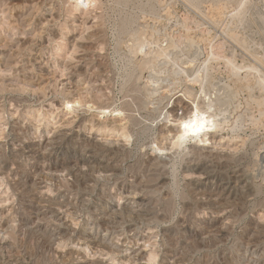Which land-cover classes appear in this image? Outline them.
<instances>
[{"label":"rangeland","instance_id":"obj_1","mask_svg":"<svg viewBox=\"0 0 264 264\" xmlns=\"http://www.w3.org/2000/svg\"><path fill=\"white\" fill-rule=\"evenodd\" d=\"M0 11L2 12H0V51L5 50L3 53L6 57L12 55L9 56L6 66L3 65L4 58L0 56V129H3L0 130V136L2 135L0 143L3 145L0 148V156L10 161L9 145L6 142L11 136L8 123L12 120L19 121L23 132L39 133L41 129L46 128V131H51L62 121L73 118L75 112L73 110L70 112L69 106L67 107L65 92L61 91L59 84L67 76L69 80L67 87L74 89L75 92V97H69L72 105L82 107L85 101L98 105L108 103L115 107L126 108L125 113L130 112L128 117L122 119L123 122L120 121V124L126 123L122 124V128L104 134L107 138L119 139L124 146L118 153L119 180H129L132 176L143 175L142 171L147 175L150 170L158 171L156 169L159 167L161 169V166L162 169H166L167 182L159 187L151 186L147 196L150 195L149 198H152H150L151 203L154 201L152 203L154 209L164 214L163 224L170 227L172 232L175 231L176 237L164 238L167 235L161 234L163 233L161 225H149L151 227L147 232H151L149 239L151 242L147 241L146 244L151 243L147 246L148 249L154 251L156 248L154 252L157 257L155 261L146 260V263L161 264L163 252L167 250L165 247L174 243L176 247L186 245L184 248L191 250L193 257L191 256L188 263L185 261L183 264H203V260L210 257L215 264H226L228 261L224 255L234 254L238 248L237 244L247 240L246 230L250 225V218L262 217L261 220L264 222V183H260V180L264 179V170L259 169L264 168L262 167L264 166V0H93L91 5L84 8L76 5L75 0H0ZM168 38L175 46L174 52H169V57L166 54V58L162 55L154 60L155 64L152 65L158 69L140 68L138 66L140 56L134 50L137 39L138 42L143 41L147 44L144 47L145 43H143L139 52L149 56L161 47L168 46L170 44ZM189 43L190 45L194 43L200 48L197 46L198 49L194 51V47L192 49ZM203 54L208 56L206 64L202 63ZM32 59H36L37 63L41 61L44 66L40 65L41 68L37 63L33 65ZM187 61L192 64V71L183 72L182 69L186 68L184 64ZM145 70L147 71L145 74L152 71L157 84L155 88L159 89L160 94L177 90L180 85L189 83L191 87L193 86L195 98L198 97L196 100L203 103L218 100L217 106L220 112L217 113V117H220L221 124L216 130L218 141L215 139L216 142L211 144L206 141L205 146L210 145L224 150L231 158L225 165L229 167L216 166L215 169L223 175L225 172L226 175H230L231 169L246 168L245 171L252 177L258 178L256 180L254 177V183L257 184L252 185L248 193L250 196L244 193L234 199L233 208L231 207L232 217L230 216L228 221L230 222L227 232L230 236L229 241H220L216 248H209L206 253H201L200 250L204 246L207 248L214 238H209V243L206 239L204 241L206 245L195 237L187 238V244L177 242L180 237L187 234L188 218L194 216L191 219L194 221L196 215L198 217L205 215L203 212H197L200 210L196 208V201L202 196V192L194 188L192 180L183 176L186 156L190 154L184 146L172 150L169 159L164 161L152 159L158 151L156 146L159 143L168 144L169 140L159 137L163 127L162 114L150 107L138 105L136 96L139 94L136 93L140 91H136L135 88L143 85L140 75ZM194 77L196 81H193ZM245 79L249 82H245ZM172 87L176 88L172 89ZM23 99H31V102L28 103ZM77 114L82 116L85 113L79 110ZM99 120L104 121L105 118L100 117ZM91 127L90 124H84L81 129L75 131V135L78 132L79 136H85L90 133ZM211 132L209 131V135ZM195 142L197 143V141L191 142L194 147L197 145ZM67 150L68 147H62L58 158L65 156ZM11 162H9L10 167H12ZM253 170H256V173ZM73 173L65 175L57 182L58 184L55 182L56 184L49 186L47 193L60 189L64 191L63 193L73 195L80 190L89 176L84 173ZM19 180V174L13 173L0 181L2 191L0 193H3L0 194V200L3 199V202L0 201V219L5 220L3 230H6L4 234L2 231L0 233V264H59L58 257H54L55 253L48 248L44 238L22 228L15 230L11 226L8 227L14 224V216L25 208V204L31 198L29 191L25 193L27 192L25 189H19ZM113 182L114 179L102 178L99 185L106 192L108 191V195H113L115 200H119ZM95 196L97 194L93 192L92 196L91 194L88 196L91 200L85 208L88 213ZM10 231L14 234H11V237L6 236L7 233H11ZM152 240L155 242L153 243ZM73 243L74 237H71L66 242L65 248L74 246ZM132 243L133 240H130L129 244ZM262 245L264 246V243ZM63 257L66 258V255ZM108 261L115 262L114 264H126L115 259Z\"/></svg>","mask_w":264,"mask_h":264},{"label":"bare ground","instance_id":"obj_2","mask_svg":"<svg viewBox=\"0 0 264 264\" xmlns=\"http://www.w3.org/2000/svg\"><path fill=\"white\" fill-rule=\"evenodd\" d=\"M92 1L93 0H75V4L81 5L84 8V6L88 7L89 5H91ZM166 36L167 35H165V37ZM169 40H170V44L167 43L168 46L164 45L165 48L161 47V49L159 48L160 50L158 51L156 50L157 52H154L152 54L150 53L151 55L149 56L148 55L144 56V53H141V51L139 52V50L141 49L140 46H142V44L145 42L143 41L138 42L137 39V42L134 45V50L140 56L138 66L140 68L150 67L151 69V67H155L153 65L155 64L154 60L156 58L162 55L165 57V55L168 54L169 52L173 53L175 50L174 49L175 46L171 42V39ZM190 43L192 44V42ZM145 45L147 44L145 43L143 46L145 47ZM191 46L192 49L194 47V51L200 48L198 45L194 43L193 45H190V47ZM147 51L149 52V50ZM3 52L0 51V56L4 58L5 61L3 65L6 66L8 65L9 56L12 57V55H8L6 57L4 54L5 52L4 53ZM167 56L169 57V54ZM202 56H203L202 63L206 64V61H208V56L206 54H203ZM13 61H15V59ZM35 61L36 59L33 60L32 63L33 65L37 63V61L36 62ZM175 61L176 60H174V62ZM40 62L38 61L37 63L39 67L44 66ZM185 63L186 64H184V67L186 68L182 69L183 72L188 70L192 71V66H191L192 64H190L188 61ZM155 68L158 69V67ZM145 72L147 71L146 70L143 71L142 74L140 75L141 83H143V85L141 87L135 88L136 91L138 90L140 91L139 93H136L139 94L138 96H136L137 101L139 103L138 105L150 107L153 110H157L162 114L163 118L161 121V125L163 127H161V132H160L161 136L159 137L160 139L162 137V139L169 140L168 144L159 143V145L156 146V149L158 151L155 153V157H153L152 159L156 161L157 160L164 161L166 159H169V156L172 155L171 153L172 150H177L178 148L184 146L185 148L188 149V153L190 154L186 156L187 160H186L183 176L189 178V180H192L194 188L202 192V196L198 197L196 201L197 204L196 208L200 210L197 212H203L205 215L203 217H198L196 215L194 221L191 220L194 216L192 218H188L187 219L188 221L186 219H183L187 221L186 222L187 234L184 236L182 235L183 237H180L177 240V242L186 243L187 242L186 240L189 237H195L197 238V240L200 239L202 242H204L206 239H207L206 242H208L209 238H214L212 239L213 242L210 245L207 244L208 245L207 248H204L206 246L204 247L202 246L203 248L200 250L201 253H206L209 251V248L211 249L216 248L220 241H226V242L229 241L230 236H228L227 232L230 227L229 226L230 222L228 221L231 216V212H232L231 207L234 204V199L239 194H244V193L248 194L251 191L252 185L255 184L254 181L256 177L255 176H254L255 178L252 177L249 172L245 171L246 168L231 169L232 171L230 172V175H226L225 174L226 172L223 175L219 170L217 171V169H215L216 166L217 167L224 166L223 168L229 167V166L225 167V165L231 158V157L229 158L230 154H228L224 150H219L210 145L205 146L207 145L206 141H208L210 144L214 143L216 137H218L216 130L219 127H221L219 121L220 117H217V113L220 112L219 107L217 106V104L219 103L218 100H215L214 102L210 100L209 103H203L200 102V100H196L198 97L195 98L192 90L193 86L191 87L189 83H184V85H180V87L177 90L175 89L170 91L166 90L167 91L166 93L163 92V94H160L161 92L159 91V89L157 90V87L155 88V85L157 84H155V80H154L155 77L153 78V74L151 73L152 71L146 74ZM231 74H233V72H231ZM203 78H205V76H203ZM192 79L193 81H196L195 77ZM192 79L189 80L192 81ZM244 81L249 82V80L246 81V79ZM68 83L69 80L67 76L64 80L59 82V84L61 85V91L65 92L64 98L67 107L69 106L68 108L70 109V112L71 110L75 112L72 119L62 121L61 123L58 124L57 127H54L51 131H46L47 128L41 129L39 133H28L29 131L23 132L18 120H12L11 123H8L10 125L9 130L11 136L9 139L7 138L8 140L6 143H8L9 145L8 154L10 157V161H12L11 162L12 167H10L9 164L10 161L5 160L0 156V179L1 180L6 179L8 178L9 175L13 173H18L20 176L19 189L20 188L25 189L27 191V192L24 191L25 193H28L29 191V194L31 195L29 202L25 204L26 205L25 208L21 207L23 210L19 212L16 216H14L15 217V219H13L14 224L8 225V227L11 226V228L15 230L16 228L17 230L19 228H22L29 232L31 231L37 236H41L42 238H44L48 244V248L53 250V252L55 253L54 257L55 258L58 257L57 260L59 264H114L115 263V262H109L108 259H112V260L115 259L118 260V262L121 261V262H125L126 264H147L146 260L148 259H154L155 261V257H157V255H155L156 248L154 252L153 249L151 248L148 249L149 247L147 248V246L151 245V243L146 244L147 241L151 242V240L149 241V239L151 238L150 237L151 232L150 233L147 232L151 227L149 225L151 224L161 225L163 231V233L161 234L167 235L164 236V238L169 237V239H173L174 237H176L174 235L175 231L172 232V229L170 227L163 224V222L165 221L164 214L162 212L156 211L155 210L156 208L154 209L153 206L154 204H152L154 203V201H152L151 203L152 198L151 197H150L151 199L149 198L150 195L147 196L149 194V192L147 191L150 190L151 186L159 187L164 185L165 182H167L166 180L168 178V175L165 171L166 169L165 170L162 169L163 168V166H161L162 164L157 163L158 165L161 166V169L160 167L159 169H156L158 171L151 172L150 170V172H148L147 175H145L146 173L145 174L142 173L143 172L142 171L141 174L143 175H135L134 177L132 176V178L129 180H119L118 171L120 167V158L118 153L124 146L119 139L107 138L105 137L106 135L104 134L108 131L114 132L118 128H122V124L124 125L126 124V123H122L123 122L122 119H125V117L128 114H130V112L127 113L126 111L125 113V110L127 109L126 108L124 109L121 105H120L121 107H115V105L112 106L111 104L108 103H103L98 105V104H94V102L88 103L87 101H85L82 107H77V105L76 106L72 105L71 104L72 100H70L69 97H73L75 95V92L73 91L74 89L67 87ZM136 86H138L137 83ZM173 88L176 87H172V89ZM24 100L25 99H23V101ZM25 101L30 103L31 99ZM79 110L80 112L82 110V112L85 113L86 115L84 114L80 116L79 114H77ZM107 116H113L114 118L113 117L107 118ZM100 117L105 118V120L100 121L99 120ZM222 119L223 117L221 118V120ZM120 121H122L121 122L122 124H120ZM84 124L92 125L90 133L85 136L84 135L79 136L77 132V135H75V131L81 129ZM185 125H189V127L186 128ZM75 127H77V130H75ZM31 131L33 130L31 129ZM209 131H212L210 135H209ZM110 134H112V132ZM0 138H2V135L0 136ZM192 141H197V143L195 142L197 144L195 145V147L191 144ZM216 141L218 140L216 139ZM188 145H191L190 146L191 148ZM2 146L3 145L0 143V148ZM65 146L68 147L66 155L62 156V158H58L59 152L61 151L62 147ZM1 155H3V153ZM148 163H150V160ZM259 164L261 165L262 163ZM260 165H258V167ZM259 169L264 170V168L263 169L259 168ZM73 172L80 174L84 173L85 175L87 174L89 176V179H87L88 177L86 178L87 181L85 182L84 186L83 185H82L83 187L80 186L82 188L78 190L79 192L77 191L76 193H73V195H70V194H66V192L63 193L64 191L62 192L60 189H55L53 193L51 192L47 193V189L49 186H53L52 184L61 181V179L65 175H71ZM102 178L114 179L113 182L115 187L114 189L117 190V194L119 195V200H115L116 198L114 199L113 195H108L107 194L108 191L106 192L105 189H103V187L99 185L101 184L100 180ZM257 179L258 178H256V180ZM68 180L70 181V179ZM261 180L260 183H264V179L262 181ZM95 190H97L98 193L94 192ZM92 192L93 194H97V196H95L92 199L93 201L92 206L88 213L85 211L86 210L85 208L87 207V204L91 203V200H89L88 196L90 194L92 196ZM0 194L3 195V193ZM2 200L0 201L3 202ZM18 210L16 211L18 212ZM261 218L262 217H255V216L250 218L251 219L250 225L246 230L247 240H244V242L237 244L238 248L234 254L225 252L226 255L224 256L227 257V261H228L227 263L264 264V246L262 245L264 243V242L262 243V240L264 241V239H262L264 237V222L261 220ZM4 221L0 219V233L2 231L3 234L4 231H6L5 229L3 230ZM195 222L197 224H195ZM7 232H5V234ZM11 234L14 233L13 232L7 233L6 236L11 237L10 236ZM71 237H74L75 245L69 246V248L66 249L65 248L67 246L66 242ZM130 240H133L132 244H129ZM169 245L168 247H165L167 248V250L163 252L164 254L162 257L161 264H183L185 261L187 262L193 257L191 250L184 248V246L186 245L184 246L178 245L177 247L174 243H171ZM204 245H206V243ZM218 249L219 248H217V250ZM65 255L66 258L63 257ZM106 257L109 258L106 259ZM119 257L122 258L120 259ZM203 261H204L203 264H215V262L211 259V257L206 260L204 259Z\"/></svg>","mask_w":264,"mask_h":264},{"label":"snow or ice","instance_id":"obj_3","mask_svg":"<svg viewBox=\"0 0 264 264\" xmlns=\"http://www.w3.org/2000/svg\"><path fill=\"white\" fill-rule=\"evenodd\" d=\"M185 127L187 128V127H189V125H185Z\"/></svg>","mask_w":264,"mask_h":264}]
</instances>
